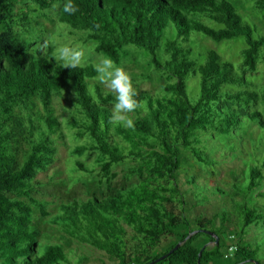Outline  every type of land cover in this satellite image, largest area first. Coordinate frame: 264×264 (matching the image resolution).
I'll use <instances>...</instances> for the list:
<instances>
[{"label": "trees", "instance_id": "obj_1", "mask_svg": "<svg viewBox=\"0 0 264 264\" xmlns=\"http://www.w3.org/2000/svg\"><path fill=\"white\" fill-rule=\"evenodd\" d=\"M247 1L264 13V0ZM64 3L0 0V264H74L61 245H48L40 254V234L33 226L36 215L51 216L48 204L37 198V178L56 163L57 141L66 140L55 101L67 96L64 119L77 138L88 139L72 153L96 155L93 168L83 161L77 167L90 174L99 169L101 184L110 190L118 176L115 166L132 163L129 177L135 182L103 200L63 204L52 219L63 234L105 252L115 264H263L245 240L247 227L264 226L261 209L246 205L241 229L229 227L226 213L192 219L178 181L190 167L187 153L205 167L216 164L200 147L203 137L229 141L244 118L264 131V115L257 109L264 104V86L256 91L247 78L264 65V36L255 37V28L231 0H73L79 10L72 15L62 11ZM53 9L56 20L46 14ZM199 16L222 28L209 27ZM42 17L83 33L84 44L94 43L95 53L119 66L138 53L131 47L150 55L162 85L153 94L134 84L143 102L132 113L134 128L109 122L115 102L110 92L97 83L94 94L89 92L94 65L64 69L52 59V49L43 54L28 41ZM170 26L177 37L164 41ZM194 32L216 43L244 39L240 71L213 49L204 64L192 60ZM190 76L199 78L196 100L189 97ZM225 86L240 89L224 94ZM258 163L250 164L246 198L264 187V160ZM190 177L188 183H195ZM228 241L236 247L232 255Z\"/></svg>", "mask_w": 264, "mask_h": 264}, {"label": "rangeland", "instance_id": "obj_2", "mask_svg": "<svg viewBox=\"0 0 264 264\" xmlns=\"http://www.w3.org/2000/svg\"><path fill=\"white\" fill-rule=\"evenodd\" d=\"M237 7L242 17L247 20L252 27L255 28V37L264 36V13H260L252 9V1H235L231 0ZM57 9L47 12L51 18L56 20ZM204 24L214 29H221L214 21L205 17H200ZM37 25L27 35L28 41H32L35 46L41 47L45 40L54 35L55 40L49 42V49L61 44H71L73 46H80L85 53V61L83 66L94 65L96 57L99 55L94 51V43L84 44L82 37L78 31L72 32L68 25L60 24L58 22L52 23L50 19L42 17ZM177 37V30L174 26H170L165 34L164 41L174 40ZM190 47L192 48L190 58L198 64H204L206 53L208 49L217 51L224 61L232 62L237 71H240V64L242 63V50L246 48L245 40L240 38L233 41H224L216 43L201 33H193L191 36ZM131 49L137 54H130V57L125 58L122 67L130 73L133 84H140V90H147L151 93L159 91L162 85L158 76V72L150 66L151 57L144 50ZM132 51V52H133ZM55 60V59H54ZM247 78L253 82L254 89L260 91L264 86V65L259 66L257 73H249ZM199 78L190 76L187 79L188 93L192 100H196L200 93ZM94 80H89V92L94 94L93 85ZM240 88L237 86H225L222 92L236 91ZM106 90V89H105ZM71 98V97H70ZM67 98L55 101V108L57 115L63 122V131L66 135L65 141H57L58 155L56 163L46 173H41L37 178L38 195L37 198L41 202L48 204L50 217L44 219L39 214L35 216L34 229L40 234L39 236V253L43 254L45 247L48 245H61L65 252L74 264H115L109 256L99 251L90 245L82 244L79 241L72 239L61 231L60 227L52 223L53 217L60 213V207L63 204H73L74 201L84 202L92 198L99 200L106 199L116 191L126 188L135 182V178L129 177V171L132 163L121 164L115 166L114 172L118 175L113 181L111 189L106 185L101 184L98 175L99 169H94L93 173L81 171L77 165V161H83L87 166L93 168L95 165L96 155L84 154L82 157L74 155L72 152L76 146L84 144L87 139L77 138L74 131L70 128L69 121L65 120L68 117V112L64 109L67 105ZM264 115V104L257 108ZM254 110V109H253ZM132 118L134 119L135 117ZM65 118V119H64ZM244 123L236 132V138L233 137L229 141L227 138L219 135H214L217 138L205 136L202 138L200 147L205 148L211 159L216 161L214 166L205 167L197 163V161L187 153L189 166L185 172L179 176V189L185 196L190 209V216L192 219L204 217L207 219L213 218L214 215L226 213L232 220L228 224L230 228L238 229L243 227V208L249 207L259 208L264 212V187L255 191L247 198L245 193L250 164H258L264 160V131L259 128L255 122H250L248 118H244ZM187 164H185V167ZM195 176V183H188L190 176ZM131 180V181H130ZM221 190V192L219 191ZM263 196H258L259 192ZM238 193H243V196H236ZM221 218L217 219L216 225L222 226ZM246 242L257 250V259L264 264V226H250L245 229ZM229 245V241L227 242ZM206 246L212 247L213 244Z\"/></svg>", "mask_w": 264, "mask_h": 264}, {"label": "clouds", "instance_id": "obj_3", "mask_svg": "<svg viewBox=\"0 0 264 264\" xmlns=\"http://www.w3.org/2000/svg\"><path fill=\"white\" fill-rule=\"evenodd\" d=\"M55 7V6H54ZM78 7L74 5L73 0H65L62 11L69 15L75 14ZM55 40V36H49L40 47L43 54H47L49 42ZM53 58L64 69H77L83 66L85 61L84 50L80 46H73L65 43L53 48ZM93 78L95 83L102 86L110 92L115 102L111 108L109 122L113 126H123L125 128H134V119L132 113L143 107V102L136 97L138 93L135 90L132 77L129 72L109 56L101 53L94 61Z\"/></svg>", "mask_w": 264, "mask_h": 264}, {"label": "water", "instance_id": "obj_4", "mask_svg": "<svg viewBox=\"0 0 264 264\" xmlns=\"http://www.w3.org/2000/svg\"><path fill=\"white\" fill-rule=\"evenodd\" d=\"M206 234L208 235H211L213 236V233L211 232H208V231H204ZM197 232H194L193 234H190L189 235V238L192 237L194 234H196ZM188 238V239H189ZM187 242V240L183 241L182 243H179L169 254H172L174 253L176 250H178L180 247H182L185 243ZM216 242L218 243V238L216 237ZM205 247H208V246H205ZM202 253V252H201ZM201 253H200V256H201ZM167 256H164V258H166ZM255 264V263H254ZM257 264V263H256Z\"/></svg>", "mask_w": 264, "mask_h": 264}, {"label": "built area", "instance_id": "obj_5", "mask_svg": "<svg viewBox=\"0 0 264 264\" xmlns=\"http://www.w3.org/2000/svg\"><path fill=\"white\" fill-rule=\"evenodd\" d=\"M232 243V242H231ZM230 245V247H229V249H228V252L230 253V255H232V253L234 252V251H236V247L233 245V244H229Z\"/></svg>", "mask_w": 264, "mask_h": 264}]
</instances>
